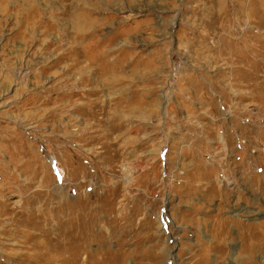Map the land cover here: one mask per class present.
<instances>
[{
  "label": "rangeland",
  "instance_id": "rangeland-1",
  "mask_svg": "<svg viewBox=\"0 0 264 264\" xmlns=\"http://www.w3.org/2000/svg\"><path fill=\"white\" fill-rule=\"evenodd\" d=\"M0 264H264V0H0Z\"/></svg>",
  "mask_w": 264,
  "mask_h": 264
},
{
  "label": "bare ground",
  "instance_id": "bare-ground-1",
  "mask_svg": "<svg viewBox=\"0 0 264 264\" xmlns=\"http://www.w3.org/2000/svg\"><path fill=\"white\" fill-rule=\"evenodd\" d=\"M55 165V168L57 169V172H58V167L56 166V163L54 164ZM233 249V248H232Z\"/></svg>",
  "mask_w": 264,
  "mask_h": 264
}]
</instances>
